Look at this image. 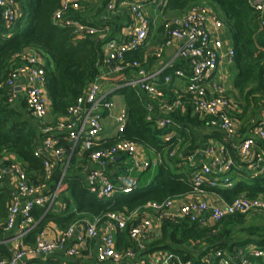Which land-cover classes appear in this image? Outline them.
Returning <instances> with one entry per match:
<instances>
[{"label": "built area", "instance_id": "obj_1", "mask_svg": "<svg viewBox=\"0 0 264 264\" xmlns=\"http://www.w3.org/2000/svg\"><path fill=\"white\" fill-rule=\"evenodd\" d=\"M248 2L258 13L260 24L264 26V0H248ZM79 7L80 0H61L59 8L54 12L55 21L73 28L76 38L94 36L103 32L102 28L68 16L73 9H79ZM109 9L115 11L116 5L110 3ZM132 12L135 24L128 39L105 37L107 40V52L103 60L105 68L111 73L136 71V75L127 78L122 85L136 87L158 99L159 115L156 122L159 128L171 126L174 121L170 114L183 108L188 101L196 114L208 118L210 126L224 131L229 138H234L236 134V122L233 116L235 103L226 95L223 85L213 82V92H210L208 86L222 59H227L229 63L235 61V50L232 46L224 51L225 24L216 9L211 4L202 2L191 7L181 16L164 22L165 38L154 54L161 58L166 47L178 44L177 57L186 63L185 68H177L174 74L186 80V91L169 100L164 99V92L155 85L160 71L149 72L138 59H128L130 52L138 50L146 42L151 23L142 3H134ZM0 18L8 26L13 27L19 18L17 0H0ZM22 57L25 60L24 64L9 73L3 87L8 91L10 103L18 98V90H24L29 111L42 123V145L36 149L35 155L43 159L45 178L40 183H31L22 165L15 162L13 157L9 165L0 167V182L4 180L7 171H12L18 180V192L13 195L8 206L4 229L10 234L19 226L21 237L35 228L32 216L34 207L47 206L48 210L58 196L60 183L52 190L50 180L54 173V166L61 161L66 152L65 147L59 145L61 136L72 141L74 147L81 142L82 148L89 153L96 168L88 173L87 186L92 193L101 198H110L117 192L130 193L137 189L139 180L133 171L144 169L149 165L148 162L137 159V143L134 141L120 139L119 136L115 143L106 145V140L102 137L103 111L112 110L114 102L102 94V73H99L90 83L87 91L68 107L67 116L52 123L46 121L51 114L45 93V58L34 50H26ZM171 80V75L165 77L167 84L171 83ZM149 108L154 111L153 106ZM152 116L153 114H150L148 118L151 119ZM127 117V110H123L116 118L119 134L125 129ZM175 135L176 133L171 131L164 135V139L171 141ZM257 139H264V121H257L251 129V135L242 140L240 149L243 157L250 156ZM176 146L170 152L171 157L177 153ZM208 153L212 157L211 160L197 167L193 172L194 191L202 192L204 186H232L233 182L227 173L234 166V159L214 156L213 149H208ZM118 155H127L131 162L127 173L119 176L120 184H116L108 172L109 164ZM186 160L193 166L196 165L195 153L189 155ZM256 160L257 168L263 171L264 157L258 156ZM174 202L173 198H169L162 202L149 203L150 208L157 213L159 223L164 217H172L187 218L201 225H211L231 215H248L264 211V197L261 196L241 195L223 204H214L205 200H189L182 203L175 211L172 210ZM132 214L137 216L136 220ZM153 223L151 217L142 215L137 210L132 213L110 212L107 215L106 224L108 233L100 235L97 223L89 222L84 226V231L76 237L75 244L66 249L65 254L69 257H81L87 249L89 240L99 238L96 261L101 264L110 262L195 264L192 260H185L172 251L154 254L148 259L143 258L145 242L151 236ZM77 227L78 221L62 231L57 239L47 238L43 232H40L33 246L16 244L13 255L8 259L0 258V264H24L27 257L37 253L48 255L63 251L67 240L74 235ZM127 228H129V237L137 244L138 250L133 247L117 248L116 233L118 230ZM258 257H264V250L250 245L238 247L234 251H213L205 255L203 261L206 264H256L255 258Z\"/></svg>", "mask_w": 264, "mask_h": 264}, {"label": "trees", "instance_id": "obj_2", "mask_svg": "<svg viewBox=\"0 0 264 264\" xmlns=\"http://www.w3.org/2000/svg\"><path fill=\"white\" fill-rule=\"evenodd\" d=\"M20 1L25 13L17 19L13 28L6 27L0 18V167L9 165V157L15 154L21 160L29 181L37 184L45 178L43 159L35 155L40 133L25 101L18 106L9 103L8 91L3 83L13 69L24 64L22 54L26 49H36L46 59V89L52 103L54 120L65 117L68 107L86 92L89 84L100 73L104 41L95 35L76 38L73 28L56 22L54 12L59 8L61 0ZM202 2L216 7L231 33L237 68L235 87L238 91L237 100L242 108L238 116L242 117L251 111V117H254L264 107V26L260 24L259 15L248 0H167L165 9L172 13H184ZM8 33L11 35L6 36ZM134 58L142 59V56L138 51L130 52L128 59ZM129 73H121L118 83H124V77ZM117 92L125 97L128 112L120 139L154 148L161 154L154 180L130 193L117 192L110 198H101L89 190L81 176L67 172L60 190L62 193L69 191L77 208L76 212L54 213L50 210L44 215L46 207L35 206L32 214L41 220L24 237L25 243L34 244L38 233L49 221L56 222L63 229L70 226L78 214L96 216L104 222L110 212L132 213L149 203L162 202L194 190L192 168L184 159L171 157L170 152L179 144V135L185 134L187 123H196L198 115L192 117L188 105L185 114L182 115L178 110L170 114L174 121L171 126L159 128L157 115L149 108L150 102L156 104V98L151 99L146 96L147 92L130 85L121 86ZM150 114H153L151 119L148 118ZM171 131L177 132L173 139L164 140V135ZM116 141L117 139H109L106 145H112ZM231 154L236 162L233 170L246 174L243 169L246 163L241 160L237 150L231 149ZM60 175L59 167L55 180ZM231 179L235 181L232 187L204 186V189L218 192L228 201L240 194L249 197L264 194V173L248 175L240 180L235 175ZM64 199L67 202L70 200L67 197ZM10 200V189L0 185V258L5 259L12 255L11 249L3 242L7 238L4 227ZM128 239L129 228L118 230V247L130 245ZM249 245L264 250V223L248 222L245 214L231 215L211 225H201L187 218L164 217L160 234L147 243L145 253L170 250L195 264H206L203 258L208 253L216 250L234 251L236 247ZM63 257L48 254L35 257L29 263L101 264L93 259L78 258L69 261L62 259ZM261 258L256 260L259 264H264V259Z\"/></svg>", "mask_w": 264, "mask_h": 264}, {"label": "crops", "instance_id": "obj_3", "mask_svg": "<svg viewBox=\"0 0 264 264\" xmlns=\"http://www.w3.org/2000/svg\"><path fill=\"white\" fill-rule=\"evenodd\" d=\"M110 3H114L116 5L115 11H112L109 9ZM134 3L143 4L144 11L147 14V17L150 19V22H151L146 42L144 43L142 47L136 50L140 53V56H142V59H138V60L142 62L143 67L146 68L149 72L160 71V73L158 74V77L156 78L155 85L159 90H162L164 92L165 94L164 99L166 100L172 99L176 95L184 93L186 91V80L182 78H178L174 75L175 70L180 67L185 68L186 63L185 61L177 57L178 44H174L169 47H166L161 58H158L154 54V52L156 51L159 44L165 38V33L163 30L164 22L167 19L181 16L187 10L184 13L168 12L165 9L167 0H80L79 9H73L68 14V16L73 17L89 25L95 26L97 28L103 29V32L98 33L97 35H95V37L98 39H102L104 41L103 50H104V57H105V54L107 52L106 51L107 40L105 39V37L107 39L116 38L119 40H125V39H128L129 36L132 34L133 27L135 24L134 14L132 12V6ZM212 6L216 9L214 5ZM17 11H18L19 17H21L25 13L24 6L20 0H17ZM5 25L8 28H13V27L8 26L6 23ZM9 35L11 34L10 33L6 34V36H9ZM223 36H224V42H225L224 51H227L229 47L231 46L233 47V44H232L230 30L226 25H225V29L223 32ZM26 50L36 51V49H33V48H28ZM103 60L100 64V73H102L101 74L102 75L101 76V82H102L101 90H102L103 95H106L108 99L114 102V107L112 108V110L103 111L102 124H103L104 130L102 133V137L106 141H108L109 139L118 140V137L120 136V134L118 133L117 127L115 128V131L110 130V132H107L106 128L110 122L111 124L115 123V126H117L116 118L120 115V113L123 110H127L125 97L122 94L117 92V89L123 86L122 85L123 83L120 84L117 81L118 76L123 72L111 73L105 68L103 64ZM45 62H46V59H45ZM128 71L130 73L128 74V76L124 77L126 78L125 82L127 81V78L133 77L136 75L135 70H128ZM236 74H237V68L235 65V61L234 63H229L227 59H222L218 70L212 76V81L208 83L210 92L214 91L213 82L223 85L226 90L225 91L226 95L235 103V111L233 112V116L235 117V122H236V134L234 135V138H229L228 135L224 131L216 127L210 126L208 124V118L200 116L199 114H197L198 115L197 122L196 123L188 122L187 123L188 126H186V128L184 127L185 134L179 135V138H178L179 144L176 146L177 153L175 157L185 160V162L192 168V175L197 167H200L201 165L208 163L211 160L212 157L211 155H209L208 149H213L214 156H218L222 159H226L227 157L233 158L231 154V149L237 150V154L240 156L241 160H243L246 163L244 167L241 166V168L243 167V169L245 170L246 174L239 173L237 172L236 169L233 170V168L236 166V162H235L232 169L228 171L227 173V175L230 178H233L235 175H237V179L240 180L245 177L247 178L248 175L257 176V175L264 173V170L262 171L258 169L256 166L257 165L256 158L258 156L264 157V139H257L256 143L254 144L252 148L250 156L246 158L242 156L241 149H240V146H241L240 144L242 140L251 135V129L254 126V124L257 121H264V107L260 109L259 111H257L256 115L253 118L249 117L250 114L248 113H246L242 117H240V115L238 116V114L242 112V108L240 106L239 101L237 100L238 91L235 87ZM168 75L172 76L171 83L169 84L165 82V77ZM18 89H20V87H18ZM45 93L48 99L50 114H51L49 116V119H47L46 121L55 123L61 118L54 120V116L52 113V103H51L46 87H45ZM146 96H149V98L151 99H155V97L151 94H147ZM23 101H25L26 103V92L24 90H18V98L12 103L10 102L9 103L13 106H18ZM158 102L159 101L157 99L156 104H153L154 102L149 103V107L153 106L154 114L157 116L159 115L158 108H157L159 105ZM188 105L190 106V110H191L190 115L192 117L196 116V113L194 112L192 105L188 101L185 103L184 107L181 108L180 110L178 109V111L182 115L185 114L187 111ZM26 106H27V103H26ZM27 109H28V106H27ZM32 117H33V123L36 126L37 131H39L40 133L39 143H38L39 145L37 146V148H39L42 145V135H41L42 123L40 120L36 119L33 115ZM179 127H181V125ZM172 132H175V131H172ZM59 140H60L59 145L65 147L66 152L63 155L61 161L57 165L54 166V171H53L54 173L50 180L51 185H52V190H54L58 186L59 183L61 186L63 178L67 172L73 175L81 176V178L87 184L88 173L92 169L96 168V164H94L91 161L89 157V153L82 148L81 142L78 143L74 147L73 142L64 138V136H61ZM193 153H195V162H196V165L194 166L186 160V158ZM11 157H13V160L15 162L22 164L21 160L15 154L9 157L10 160H11ZM136 157L139 161H145L149 163V165L146 168L133 171V174L137 176L139 180V186H146L150 184L154 180L155 176L157 175L158 165L161 161V154L154 148L137 144ZM130 163H131L130 159L128 158L127 155H118L116 159L109 164L108 172L110 174L111 179L116 184H120L119 176H122L123 174L127 173ZM59 167L61 168V175L58 179L55 180L56 170ZM151 168H156L155 173L153 175H148L146 177L147 179L146 182H143L142 179L145 173L149 172ZM192 175H191V181H192ZM231 180L234 185L235 181L233 179ZM17 183H18L17 176L12 171H7V174L4 180L0 182V185L5 186L10 189L11 199H12L13 195L17 194L18 192ZM232 186H216V187L227 188V187H232ZM241 195H246V194H240L238 196H241ZM258 196L264 197V194H260ZM64 197L69 198L70 199L69 202H67L64 199ZM171 198L175 200L174 205L172 207L173 208L172 210L174 211L177 210L182 203L187 202L189 200H205V201H209L214 204H223L224 202L228 201L223 195H221L218 192L212 191L210 189H204V191L202 192L193 190L190 193L171 197ZM47 208L48 207L46 206L44 215L50 210L54 213H71V212H76L77 210L74 202L72 201L70 197L69 191H65L62 193V191L60 190V187H59L58 196L55 199L54 203L50 206L48 210ZM136 210L142 215L151 217L154 222L151 236L145 242V245H147L149 241H151L153 238H155L156 236L160 234L161 227H162V221L161 223L157 221V217H158L157 213L152 208H150L149 204L144 205ZM32 216H33V219L35 222V228H36L41 219H37L34 216V214H32ZM132 216L134 218L137 217L135 214H132ZM247 220L248 222L260 223V224L264 223V211L259 212V213L248 214ZM77 221H78V227L76 228L74 235L71 236L67 240L65 249L63 251H58V252L51 253V254H54L58 257L62 255V257L64 256L62 259L69 260V261L73 259H78V258L96 260V253H97L99 238L89 240L87 244V249L83 252V256L81 257H69L65 254V251L66 249L71 247L73 244H75L76 237L81 232L84 231L85 229L84 226L89 222L97 223L100 235H104L108 233V229L106 227L107 219L106 221L103 222L100 220V218L96 216H91L89 214H85V215L78 214L74 222H77ZM20 222H22V218H20ZM67 228L63 229L56 222L49 221L45 225V227L42 228L40 232H43L47 238L57 239L59 238L61 232L65 231ZM117 233H116L117 248L119 249L126 248V245L118 247ZM21 234H22L21 227L19 228V226L16 227V229L12 233L10 234L6 233L7 238L3 242H5L6 245L11 249L12 255H13L15 246L18 243H21L24 246H33L35 244V242L34 244L25 243L24 237L27 234L22 237H21ZM128 240L130 241V245H128L127 247H133L138 250L137 244L132 239H130V237ZM237 248L238 247H236L235 249ZM145 251L142 253V257L145 259H148L154 254L156 255V254L163 253V252L170 251V250H158V251L151 252V253H145ZM42 256H45V255L41 254V256H38V253H37L35 255L27 257L26 262L24 264H30L29 263L30 260H32L35 257H42ZM261 259H264V257H262ZM255 263L259 264V261L256 260V258H255ZM109 264H120V263L110 262Z\"/></svg>", "mask_w": 264, "mask_h": 264}, {"label": "rangeland", "instance_id": "obj_4", "mask_svg": "<svg viewBox=\"0 0 264 264\" xmlns=\"http://www.w3.org/2000/svg\"><path fill=\"white\" fill-rule=\"evenodd\" d=\"M248 114H250V116L249 117H251V111H249L248 112ZM251 118H253V117H251ZM117 126H115V123H113V124H111V122L108 124V126H107V128H106V131L107 132H110V130H112V131H115V128H116ZM155 170H156V168H151L150 170H149V172H146L145 173V175H144V177H143V179H142V181L143 182H146V177L148 176V175H153L154 173H155ZM141 181V182H142Z\"/></svg>", "mask_w": 264, "mask_h": 264}, {"label": "water", "instance_id": "obj_5", "mask_svg": "<svg viewBox=\"0 0 264 264\" xmlns=\"http://www.w3.org/2000/svg\"><path fill=\"white\" fill-rule=\"evenodd\" d=\"M38 256H41V254H40V253H38Z\"/></svg>", "mask_w": 264, "mask_h": 264}]
</instances>
